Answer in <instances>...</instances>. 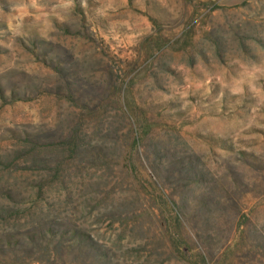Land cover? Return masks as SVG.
<instances>
[{
	"label": "rangeland",
	"instance_id": "1",
	"mask_svg": "<svg viewBox=\"0 0 264 264\" xmlns=\"http://www.w3.org/2000/svg\"><path fill=\"white\" fill-rule=\"evenodd\" d=\"M0 264H264V0H0Z\"/></svg>",
	"mask_w": 264,
	"mask_h": 264
}]
</instances>
